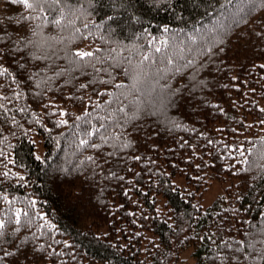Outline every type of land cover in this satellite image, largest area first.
<instances>
[{"label": "trees", "instance_id": "16d2710c", "mask_svg": "<svg viewBox=\"0 0 264 264\" xmlns=\"http://www.w3.org/2000/svg\"><path fill=\"white\" fill-rule=\"evenodd\" d=\"M220 2L224 3V0H220ZM136 4L139 9L137 15L141 16L142 20L139 23L131 22L110 35L104 34L102 30L103 40L98 35L88 36L85 34L80 23L75 26L79 29V33L75 34L77 38H73L74 34L71 28L66 32L58 33L64 41H70V43L53 42L56 47L51 49L48 54L55 53V55L48 67L51 70L67 68L69 79H73L74 82H87L91 88H95L96 85L92 83L94 79L103 85L104 82L98 80L99 77L107 75L111 70L120 74L121 66L126 67L130 59H136V54L126 47L128 44L139 45L141 50L148 51L152 48L148 41L153 37L159 40L163 32L160 26L163 24H170L174 31L181 28L187 32L192 30L191 23H180L174 13L164 8L157 10L149 3V0H136ZM247 5L248 0H232V8L228 11L231 13L242 8L248 13L244 19L248 20L251 27H255L256 21L260 15H264V12L259 9L250 11ZM18 11V6L11 4L10 0H0V17H13V22L7 26L13 40H15L16 34H24L23 29L19 26H12ZM209 11L211 12V9ZM202 12L203 9H196L191 0H186V20L199 22ZM106 13V8L98 7L93 19H100ZM212 14L216 15V13ZM224 19L226 20L227 16ZM81 22L90 25L92 23L91 20L83 17H81ZM88 31L95 32L92 27H89ZM242 35L246 38L239 42L233 39L227 45V55L223 56L222 60L227 63L228 68L222 69L221 74H214L211 77L212 80L219 82L220 87L211 86L206 92V98L209 101L215 100L216 106L213 107L211 104L201 106L199 112L205 113V115L199 117V123L195 122L196 116L186 117L187 127H194L195 132L188 131L187 128L168 129L161 126L156 136L148 133L147 140L141 138L138 141L140 145L138 148L127 150V156H125L124 150L118 151L111 161L107 156V153L113 150L111 144L102 145L98 149L89 146V144L100 142L101 136L117 133L120 129L118 119H107V116L112 113L103 104L97 107L96 103L88 105L79 99L71 102L69 97L58 89L51 87L41 89L35 84L31 88L21 89L26 91L27 95L15 102L16 107H12L9 115L24 126L19 131L15 128L12 129L16 133L15 139L18 142L17 148L13 151L17 152L18 164L25 165V179L29 183L27 185L5 183L4 190L19 201L9 206L13 208L22 206L26 196L36 197L37 205L29 206V214L33 222L35 224L44 222V218L33 214L42 211L60 229L53 237H44L48 243H52L53 248L57 247L53 243L55 240L70 241L68 245L59 247L64 251L65 256H74L76 260L58 257L61 264H82V262L83 264H165L168 253L172 252L175 255L176 248L182 249L179 254L181 259H168V264H184L182 256L187 251L190 252L187 264H199L201 261L207 264L206 257L211 258L212 249L218 247V241H227L234 233H239L237 238H243L244 233L249 230L258 235L259 230L264 228V217L259 215L261 211H264V207L261 206V201L256 197L254 191L249 192L241 189L244 192V197L240 204L243 208L249 209L244 219L251 218V223H246L243 227H241L239 219L233 222L232 213L226 211L230 206L234 208V205H230L229 201L222 198L223 194H231L227 187L229 183L235 186L237 181L244 182L242 173H233L230 169H225L222 166L230 159H234L237 168L245 167L240 163L239 155L234 158L225 155L231 151L228 148L229 144L239 142L244 143L246 148L252 147L254 151L245 152V155L250 161L264 163V160L260 159V154L264 151V139H261L264 138V124L258 123V121L264 120V112L256 107V104H259L264 108V76L261 75L264 69H260L258 66L259 63L264 62V47L260 46L254 37L251 40L247 39V32H243ZM181 41L186 43L187 38L181 37L177 41V45L181 48L183 56L191 59L192 57L187 52H183ZM96 45L106 51H98ZM72 47H88L95 52L99 60L82 68L77 74V69L69 67V61L63 55L66 50ZM120 47H125V51H120ZM163 53L164 48L161 53L155 54L157 59ZM109 55L114 57L115 61L110 60ZM178 58L179 56H177ZM254 63L257 64L255 70L251 67ZM42 66L43 64H37V68ZM176 66L188 69L186 64L177 63ZM228 73L237 76L238 80L232 81ZM172 75H183V71L181 73L173 72ZM38 78L43 79V77ZM62 79H64L63 76H57L51 83H57ZM161 83H164L163 79H161ZM236 83L240 84L239 88L231 86ZM62 87H66L69 91L72 90L71 85H62ZM41 90L47 93V98L56 102L50 107H68L69 125L53 123L51 117L47 115L49 106H46L45 100L39 96ZM81 91L95 100L91 90L83 89ZM76 95L79 96V92ZM100 98L105 102L108 100L107 96L101 95ZM252 101L256 103L253 104ZM0 102L3 101L0 100ZM17 107H25L26 112L18 113ZM112 107L115 108L114 105ZM85 108L88 109L87 116H81L80 120H76L75 116H80ZM218 108H223L224 111L220 112ZM33 111L37 113L38 119L52 129L51 132L45 131L43 128H38V130L34 128ZM191 111L192 109L189 108L182 109V112ZM0 119L3 117L0 116ZM242 121L246 122V126L242 132L236 133L234 129L240 127ZM91 125H95V129H92ZM100 125H104V127L101 128ZM29 129L32 131L28 135L42 145L43 157H51L47 162L36 158V146L33 149L28 138L20 134L21 131ZM89 131H93L94 134L86 135ZM200 132H206L208 135L201 136ZM249 136L252 137L251 140L247 139ZM209 139L214 143H206ZM80 140H87L89 143L80 144ZM153 143L158 144L159 150L152 148ZM198 152L211 153L214 157L224 156V159H217L214 165L204 164L200 169H197L195 165L200 164L201 159L207 161L209 158L208 155H196ZM137 154L143 157L142 161L128 159V157ZM84 155L94 156L95 164L99 167L82 160L81 157ZM184 157H191V159ZM117 159L123 160L128 167H113L112 164ZM57 167L73 169V177L76 178H66L62 172L56 170ZM16 170L20 171L21 169L17 167ZM109 171L116 175L110 177ZM121 175L132 176L134 180L130 184L127 179H121ZM149 177L155 181L154 184L149 183ZM196 177H200V179L196 180ZM171 181H175V184H172ZM211 181L222 185V193L207 208H203L202 195ZM132 184H138L139 187H133ZM125 188L128 189L127 192L123 191ZM157 188H159V192H156ZM190 191L195 195H186ZM153 192H156L155 198L152 195ZM161 192L163 195H160ZM90 195L95 204V211L93 214L84 215L79 211L80 201L87 200ZM153 199H155V207L163 209L161 216L166 213L171 217V221L154 214V208L151 206ZM162 201H166L167 208H163ZM197 203L200 208L195 207ZM116 204H120L121 207L116 208ZM142 210L143 216L147 219L140 215ZM7 211L8 209L0 202V218H3ZM201 213H207V215ZM217 213L231 226L225 227L213 235L208 232V228L214 222L219 223ZM189 217L196 219L197 223L193 224ZM171 222H175L176 226L183 228L185 234L191 228L192 231L201 235L211 236V239L197 241L190 237L189 240H181L179 244H175V247L170 248L169 245L174 243L170 240L174 230L170 227ZM27 231L26 227L22 228L21 234H26ZM43 231L53 232L54 230L45 227ZM137 232H141L142 235H135ZM97 233L101 235L97 237ZM153 235L154 239L150 242L148 237ZM154 244H161V247L157 249L153 246ZM123 245H127V247ZM0 247H4V245H0ZM248 251L255 254L253 249H248ZM249 264H260V262L251 261Z\"/></svg>", "mask_w": 264, "mask_h": 264}, {"label": "snow or ice", "instance_id": "6c2138e0", "mask_svg": "<svg viewBox=\"0 0 264 264\" xmlns=\"http://www.w3.org/2000/svg\"><path fill=\"white\" fill-rule=\"evenodd\" d=\"M10 2L19 8L17 18L12 26H19L23 29L24 34H16V38L13 40L7 30V26L10 22H13V17H0V100L3 101L0 102V116L3 117V119H0V202L8 209L4 213V217L0 218V245H4V247H0V264H61L58 257L70 258L75 261L76 257L65 256L64 251L59 247L68 245L69 240H55L53 243L57 247L53 248L52 243H48L44 239L45 236L51 238L56 232L60 231L44 212L33 213L44 218L43 223L35 224L31 219L29 206L34 207L37 205L35 196L24 197L20 207H9L19 201L4 190V184L23 183L27 185L29 183L25 179V165L18 164L17 152L13 151L17 148L18 142L15 139L16 133L12 129L15 128L19 131L24 126L9 115L12 107H16L15 102L27 95V92L21 89L31 88L35 84L41 89L56 88L69 97L71 102L79 99L82 103L88 105L96 103L97 107L103 104L112 113L107 116V119H118L120 129L117 133L101 136L100 142L89 144V146L98 149L102 145L111 144L113 150L107 153L108 159L111 161L118 151L124 150L125 156H127V150L138 148L140 146L138 141L141 138L147 140L148 133L156 136L161 126L168 129L187 128L188 131L195 132L194 127H187L188 120L186 117L196 116L197 120L195 122L199 123V117L205 115V113L199 112V108L209 104L213 107L216 106L217 102L215 100L209 101L206 98V92L213 85L220 87L219 82L212 80L211 77L214 74H221L222 69L228 68L227 63L222 60V57L227 55V45L233 39L236 42L245 39L246 37L242 33L247 32V39L251 40L254 37L258 44L264 47V15H260L256 21V26L251 27L248 20L244 19V16L248 13L243 11L242 8L231 13L228 11L232 8V0H224V3H221L220 0H191L193 7L203 9L199 22H197L185 19L186 0H149V3L157 10L164 8L174 13L179 18L180 23H191L192 30L187 32L181 28L174 31L170 24L161 25L163 32L159 40L153 37L148 41L152 45L151 49L143 51L139 48V45L128 44L126 47L136 54V59H130L126 67L121 66L122 71L120 74H117L115 70H111L107 75L99 77L98 80L103 81V85L94 79L92 83L96 87L91 88L87 82H74L73 79H69L67 68L51 70L48 67L55 55V53L48 54L51 49L56 47L53 42L70 43V41H64L63 37L58 35V33L66 32L69 28L74 34L73 38H77L75 35L79 33V29L75 27L77 23H80V27L84 29L85 34L88 36L98 35L101 40L104 38L101 35L102 30L104 34L110 35L131 22L139 23L142 17L137 15L139 9L136 0H10ZM247 6L250 11L259 9L264 12V0H248ZM98 7L106 8L107 13L100 19H93ZM209 9H211V12ZM212 13H216V15ZM225 16H227L226 20L224 19ZM81 17L91 20V25L81 22ZM89 27H92L95 32H89ZM136 35H139V33H136ZM181 37L187 38L186 43L183 41L181 43L183 44V52H187L192 57L191 59L185 58L181 48L177 45V41ZM95 47L98 51H106L100 49L98 45ZM162 48H164V53L157 59L155 54L161 53ZM119 50L125 51V47H120ZM63 55L69 61V67L77 69V74L82 68L99 60L94 51L80 47H72L66 50ZM177 56H179L178 59ZM108 58L115 61V58L110 55ZM177 63L186 64L188 69L177 67ZM37 64H43V66L37 68ZM258 66L260 69H264V62L259 63ZM251 67L255 70L257 64L254 63ZM182 71L183 75H172L173 72L181 73ZM261 75L264 76V71L261 72ZM57 76H63L64 79L57 83H51ZM38 77H43V79ZM161 79L164 80V83H161ZM230 79L237 81L238 77L230 75ZM62 85H71L72 90L69 91ZM231 86L239 88L240 84L236 83ZM83 89L91 90L95 100L81 91ZM77 92H79V96L76 95ZM101 95L107 96V102L101 100ZM39 96L45 100L46 106H49L47 115L51 117L54 124H70L67 106L50 107L56 102L47 98V93L43 90L39 91ZM252 103L255 104L256 102L252 101ZM113 105L115 106L114 109ZM256 107L264 112V108L259 104H256ZM184 108L192 109V111L182 112ZM218 111L223 112L224 109L218 108ZM17 112L25 113L26 108L17 107ZM87 113L88 109L85 108L80 116H75V119L80 120L81 116H87ZM32 121L34 128L37 130L43 128L45 131H52L51 128L37 118L35 111L32 112ZM258 123L264 124V120L258 121ZM245 126L246 122L242 121L240 127L235 128L234 131L240 133ZM95 127V125H91L92 129H95ZM100 127L103 128L104 125H100ZM30 131L32 129L21 131L20 134L28 138L34 149L37 141L28 135ZM93 134V131L86 133L88 136ZM200 135L206 137L208 133L200 132ZM247 139L251 140L252 137L249 136ZM79 143L86 144L89 141L80 140ZM206 143L212 144L214 141L209 139ZM152 148L159 150L156 143L152 144ZM228 148L231 151L225 155L230 158L239 155L241 157L240 163L245 167L243 169L237 168L234 159H230L222 166L225 169H230L233 173H242L244 182L237 181L235 186L229 183L227 187L231 194H223L222 198L229 201L230 205H234V208L230 206L226 211L232 213L233 222L239 219L240 225L243 227L244 224L251 223V218L244 219L249 209L243 208L240 204L244 197V192L241 189L249 192L254 191L256 197L261 201V206L264 207V163L250 161L245 152H253L254 150L252 147L246 148L244 143L233 142L228 145ZM196 155L209 156L207 161L201 159L200 164L195 165L197 169H200L204 164L214 165L217 159H224V156L214 157L211 153L198 152ZM36 158L45 162L51 159V157L39 155ZM184 158L191 159V157ZM81 159L88 161L89 164L97 168L99 167L95 164L96 158L94 156L84 155ZM128 159L139 162L143 160V157L137 154L128 157ZM260 159L264 160V151L261 152ZM101 162L103 163V161ZM112 166L128 167L123 160L119 159ZM17 167L21 170L17 171ZM56 170L62 172L66 178H76L73 177V169L71 168L61 169L57 167ZM157 172H159V169H157ZM108 175L112 177L116 173L109 171ZM120 178L127 179L130 184L134 180L132 176L121 175ZM195 179L199 180L200 177ZM148 181L151 184L155 183L151 177L148 178ZM171 183L175 184V181H171ZM132 186L139 187L138 184H132ZM123 191L127 192L128 189L125 188ZM156 192H159V188ZM156 192L152 193L154 198ZM160 195H163V193L161 192ZM186 195L193 196L195 193L190 191ZM162 204L163 208H167L166 201H162ZM80 205L79 211L84 215L93 214L95 211V204L92 202L91 195L87 200L80 201ZM151 206L154 208L156 216L171 221V217L167 216L166 213L161 216L163 209L155 207V199H153ZM115 207L120 208L121 205L116 204ZM195 207L200 208L199 203ZM201 214L207 215V213ZM140 215L142 218L147 219L143 216V210ZM259 215L264 217V211H261ZM216 216L219 223L214 222L208 228V232L213 235L225 227L231 226L219 213ZM189 219L193 224L197 223L196 219L192 217H189ZM25 227L28 229L27 233L21 234L22 228ZM45 227L54 231H43ZM170 227L174 229L170 237V240L174 243L169 245L170 248L175 247V244H179L181 240H189L190 237L195 238L197 241L211 239V236L201 235L192 231L191 228L185 234L183 228L176 226L175 222H171ZM96 235L98 237L101 234L97 233ZM135 235L141 236L142 233L137 232ZM226 235L229 234L226 233ZM237 236H239V233H234L231 239L218 241V247L212 249L211 258L206 257L207 264H249L251 261H259L260 264H264V228L259 230L258 235L249 230L244 233L243 238H237ZM148 239L151 242L154 235L148 237ZM123 246L127 247V245ZM153 246L159 249L161 244H154ZM248 249H253L255 254L249 252ZM181 251V248H176L175 255L169 252L165 258V264H168V259L180 260L181 256L179 254ZM183 261L184 264H187L188 257L184 256ZM199 264H205V262L201 261Z\"/></svg>", "mask_w": 264, "mask_h": 264}, {"label": "rangeland", "instance_id": "374dc122", "mask_svg": "<svg viewBox=\"0 0 264 264\" xmlns=\"http://www.w3.org/2000/svg\"><path fill=\"white\" fill-rule=\"evenodd\" d=\"M82 49H89L88 47H84ZM43 147L40 143L37 142L36 144V156H42L43 157ZM222 185L219 184L216 181H211L210 183H208V187L206 188V190L203 192L202 195V206L203 208H207L210 204H212V202L218 197V195H220L222 193ZM189 251L185 252V254L182 256H187L188 259H190V255H189Z\"/></svg>", "mask_w": 264, "mask_h": 264}]
</instances>
